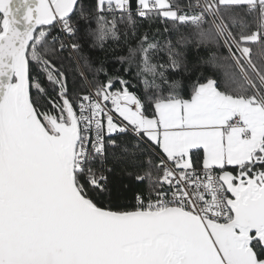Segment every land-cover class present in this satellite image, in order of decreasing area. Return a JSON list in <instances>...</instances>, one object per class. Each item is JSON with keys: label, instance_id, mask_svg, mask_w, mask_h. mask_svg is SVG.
<instances>
[{"label": "snow or ice", "instance_id": "1", "mask_svg": "<svg viewBox=\"0 0 264 264\" xmlns=\"http://www.w3.org/2000/svg\"><path fill=\"white\" fill-rule=\"evenodd\" d=\"M0 264H264V0H0Z\"/></svg>", "mask_w": 264, "mask_h": 264}, {"label": "trees", "instance_id": "2", "mask_svg": "<svg viewBox=\"0 0 264 264\" xmlns=\"http://www.w3.org/2000/svg\"><path fill=\"white\" fill-rule=\"evenodd\" d=\"M141 23L143 25V28L149 27L150 24L152 25V27L154 29L159 28L162 35L160 37H158V39H163L165 36H169V35L172 38H175V36L177 34L175 32L164 33V31H163L164 30V24L161 22L152 23L150 21H142ZM188 30L189 29L187 27L182 26L180 28L181 32H186ZM248 46L253 49L252 58L256 61H259L261 58V55H262L260 45L259 44H250ZM85 51H88L87 46L85 47ZM186 51H187L188 66L191 67L193 64L198 62L199 58L207 59L210 56L211 51H215V49L210 51L209 49H206V48H200L199 51H197L195 49L194 45L189 44L187 46ZM117 54H123V53H117ZM63 55L65 57H67V53H64ZM217 55L221 56V57H227V50L221 49L217 52ZM91 56L95 62H98L99 58H101L103 56V53H101L99 51H93V52H91ZM57 66L62 67V69L66 71L67 77H68V86H69L70 90L74 87L81 86V81H80L79 76L77 75V69H76V65H75L74 61L65 59L62 62L58 63ZM106 67L109 69V71H112L115 68H119L120 65L115 63L113 61L112 57L109 56V58L106 62ZM136 70L137 69L135 67H133L131 69V72L133 75L135 74ZM201 70L206 75H213V70H212L210 65H203ZM125 78L130 79L132 81L133 85H138V80L134 79L132 75H126ZM215 78H217L218 80L221 81V87H223V74L221 72H217V73H215ZM100 79L103 80L104 77L101 76ZM45 87L48 88L50 95H52V96L55 95V93L52 91L53 86L51 84H48L45 81ZM117 87H119L118 84H117ZM130 90L138 92L139 87H134V88H131ZM32 94H33V96L36 95L35 90H33ZM132 171H134L132 168L127 167L124 164H117L114 166L112 172L107 173L109 186L114 193L113 200H112L113 203L119 204V205L125 206V207H131L133 205L134 200L131 199V192L136 187H138V185L136 184L134 177L128 174L129 172H132ZM117 193H123V195H116ZM105 203H108L107 199L105 200Z\"/></svg>", "mask_w": 264, "mask_h": 264}, {"label": "built area", "instance_id": "3", "mask_svg": "<svg viewBox=\"0 0 264 264\" xmlns=\"http://www.w3.org/2000/svg\"><path fill=\"white\" fill-rule=\"evenodd\" d=\"M134 203H135V201H134ZM134 203H133V204H134Z\"/></svg>", "mask_w": 264, "mask_h": 264}]
</instances>
